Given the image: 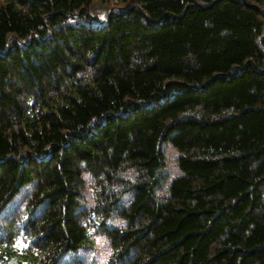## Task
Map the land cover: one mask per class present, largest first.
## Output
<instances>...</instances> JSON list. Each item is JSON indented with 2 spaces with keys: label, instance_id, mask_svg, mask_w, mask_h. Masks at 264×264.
Wrapping results in <instances>:
<instances>
[{
  "label": "trees",
  "instance_id": "1",
  "mask_svg": "<svg viewBox=\"0 0 264 264\" xmlns=\"http://www.w3.org/2000/svg\"><path fill=\"white\" fill-rule=\"evenodd\" d=\"M20 194L0 264L101 235L110 264H264V0H0V216Z\"/></svg>",
  "mask_w": 264,
  "mask_h": 264
},
{
  "label": "rangeland",
  "instance_id": "2",
  "mask_svg": "<svg viewBox=\"0 0 264 264\" xmlns=\"http://www.w3.org/2000/svg\"><path fill=\"white\" fill-rule=\"evenodd\" d=\"M163 152L165 156V162H166V180L164 182V189H167V186L173 180L174 178L178 177L181 174V171L178 169L176 165V159H177V152L174 148H172L170 145H165L163 147ZM27 195H19L13 202L12 205L8 207V210L6 209L3 214L0 216V223L5 218L6 214L11 212L12 209H18L23 206V202L25 200ZM92 253L99 254V249L97 248L96 240L94 239L93 242L90 245H85L84 248H82V251H80V255L85 258V260H89V256ZM94 261V257H93Z\"/></svg>",
  "mask_w": 264,
  "mask_h": 264
},
{
  "label": "clouds",
  "instance_id": "3",
  "mask_svg": "<svg viewBox=\"0 0 264 264\" xmlns=\"http://www.w3.org/2000/svg\"><path fill=\"white\" fill-rule=\"evenodd\" d=\"M81 168L85 167L84 162H81ZM82 179L89 185L95 184L96 180L91 175V173L85 172L82 174ZM108 223L114 227H118L120 229H125L127 226V221L124 219H120L117 223L113 224L111 220ZM97 248L99 249V254L92 253L89 256V260L87 264H93V257H94V264H110L111 258L113 253L111 240L108 239L106 236H97L95 237Z\"/></svg>",
  "mask_w": 264,
  "mask_h": 264
}]
</instances>
